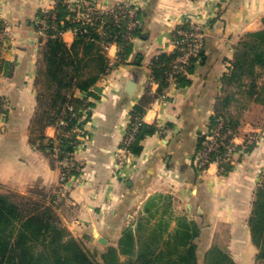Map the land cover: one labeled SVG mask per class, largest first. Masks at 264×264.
<instances>
[{
	"label": "crops",
	"instance_id": "1",
	"mask_svg": "<svg viewBox=\"0 0 264 264\" xmlns=\"http://www.w3.org/2000/svg\"><path fill=\"white\" fill-rule=\"evenodd\" d=\"M55 1L0 0V19L7 29L0 38V96L6 101L2 116H7L0 127V182L19 191L35 184L57 185L62 174L59 162L29 136L43 47L36 21L40 11ZM97 1L101 7L136 8L142 34L131 40L132 50L123 59H119L122 47L113 42L107 49L108 73L94 85L92 95L77 92L93 105L89 119L83 121L86 139L74 151L78 160H85L84 171L70 176L61 188L66 196L62 201L74 211L72 218L63 217L68 227L78 230L77 237L82 233L106 239L102 245L116 246L120 260L146 246L150 254L167 256L166 264H179V254L194 243L197 264H211L208 253L222 247L237 264H263L257 259L259 248L249 220L263 175L264 131L247 125L235 134L239 148L251 133L260 140L256 138L254 148L228 174L219 171L217 162L204 173L193 165L199 134L218 110L242 38L264 29V0ZM198 24L204 28L202 55L188 75L191 83L180 86L171 79L160 93L152 74L153 58L176 49L177 29ZM75 36L67 29L61 37L71 45ZM140 103L146 109L142 120L157 131L135 154L125 151L122 142L132 110ZM56 134L57 127L50 125L47 135ZM121 149L124 162L118 164ZM127 231L133 237L130 246L123 242Z\"/></svg>",
	"mask_w": 264,
	"mask_h": 264
},
{
	"label": "trees",
	"instance_id": "2",
	"mask_svg": "<svg viewBox=\"0 0 264 264\" xmlns=\"http://www.w3.org/2000/svg\"><path fill=\"white\" fill-rule=\"evenodd\" d=\"M57 11L60 20L67 19L69 14H73L64 4H59ZM137 12L140 17L138 10ZM70 24L67 22L65 28ZM80 29L81 32L76 33L71 45H68L61 36L46 40L42 47V60L36 78L38 104L32 122V130L36 133L31 141L50 155L56 153V142L59 141L57 159L61 162L69 161L76 146L81 142L75 130L78 125L84 124L81 120L84 111H87L86 119H89L88 109L93 105L77 92H90L92 95L94 85L111 68L103 43L111 41L112 38H103L98 30L89 25H83ZM107 31L112 36L119 33L117 43L122 47L119 57L123 59L129 55L133 42L121 36L124 25L117 27L110 22ZM135 34L141 36L140 25ZM176 36L181 38L178 32ZM181 53L177 47L171 53L162 52L153 58L151 69L153 77L159 83L160 93L168 86V73L173 70V62ZM201 55L199 50L196 56H191L190 62L183 70L175 72L178 85L186 86L191 83L188 75L195 70L196 61ZM257 63L264 64V29L247 33L240 42L232 61L231 78L242 80L245 74L252 75ZM229 99L228 94L224 102ZM145 111L141 103L136 104L132 110L128 134L136 125L137 128L128 149L135 154L142 152V141L157 131L155 125L142 120ZM233 124L235 126L237 123ZM50 125L58 129L56 138H50L46 134V128ZM202 138L199 135L198 146L202 145ZM218 153L225 157L226 151L221 148ZM220 166L223 167L224 163ZM70 167L68 173L65 171L66 179L80 173L76 167ZM230 168L231 165L226 164V169L222 173L227 174ZM249 223L252 239L259 248L257 259L264 264V180L256 188ZM194 230L197 231L196 228ZM70 234L60 223L55 200L47 203L44 199L26 197L15 191H0V264H98L83 243ZM131 237L132 233L127 231L123 242L128 243ZM184 237L182 241L186 244L188 241L187 239L185 241ZM127 245L130 246L129 243ZM195 250L196 244H190L185 252L179 254V264H197ZM225 253L213 248L208 253V259L211 260V264H237L230 254ZM145 254L141 252L139 256ZM102 258L105 261L103 264H120L118 252L112 247L102 255ZM145 260L143 264H166L161 254L149 257L147 255Z\"/></svg>",
	"mask_w": 264,
	"mask_h": 264
},
{
	"label": "rangeland",
	"instance_id": "3",
	"mask_svg": "<svg viewBox=\"0 0 264 264\" xmlns=\"http://www.w3.org/2000/svg\"><path fill=\"white\" fill-rule=\"evenodd\" d=\"M120 5H122V4H120ZM120 5H113V6L117 7ZM97 7L98 8H105V9L109 8V7H101V5L98 3H97ZM40 15L41 14H39V16ZM198 25H200V24H198ZM194 27H192V28H194ZM181 28H183V27H180L179 29H181ZM37 29H38V26H37V21H36V30ZM179 29H177L176 32L179 33ZM189 29H191V28H189ZM39 37H40L39 38L40 43L43 46L45 44L47 38L44 37L42 34H40ZM244 38H245V36L242 38V40ZM178 39H180V38L179 37L177 38V36H176V42H178ZM200 42H201L200 40L196 41V43L199 45V47H200ZM103 45L105 46V48L107 50L111 44L106 42V43H103ZM120 47L121 46L119 45V48ZM177 47H178V45L176 46V48ZM199 50H200V48H199ZM197 54H198V52L194 56H196ZM119 59H121V58H119ZM232 69H233V67L231 65L229 73L226 76V81L224 83L223 89L225 91H223V94L221 96L222 100L219 103L218 110L216 111L215 115L211 118L208 126H211V127L214 126L216 124L217 118H223L225 120L226 124L232 129V132L234 134L242 132L244 127L247 125H248V127L256 126V127L261 129L260 132H263L264 131V64H258L257 63L254 66L253 72L251 73L252 75L245 74L242 80L241 79L238 80V78H234V79L231 78ZM228 94L230 96V99H229V101L224 102L225 97ZM2 102H3V104H6V101L4 99ZM3 104L0 105V127L4 126L7 123V116H2V113H4V110H3L4 105ZM84 115H85L84 119L83 118L81 119L82 121L86 120V118L88 117L87 111H85ZM32 122H33V120H32ZM32 122H31V125L29 126L30 140L32 138H34L33 136H35V133H36V131L34 132L32 130ZM233 122H236L237 124L234 126ZM247 123H249V124H247ZM49 128H50V126H48L46 128V134H47V131ZM205 130H206V128L202 129V131L200 132L199 135L203 137L202 134ZM132 132H133V129H132L131 133L126 134V136L122 142L124 146L125 145L128 146L130 139H132L130 137ZM75 133H77V136H78V138H80L81 141H84L86 139V136H87L86 130L82 125L77 126ZM255 134H257V133H254L253 135L251 133L252 136L247 135V137L248 136L249 137L246 139L245 143L243 144L244 145L243 147L239 148L238 147L239 145L236 143L234 150L232 152H226L225 157H222L220 155L221 157L219 158V160L214 161V162H217L219 164V171L221 173L223 170L226 169V164L229 163L231 165V168H230V170H231L235 164H238L239 160L242 159L244 157V155L248 154L252 150V148H254V146L256 145V142H257L256 138H258V137H256ZM55 136L57 137V134ZM128 138H129V140H128ZM202 139H204V137ZM258 140H260V138H258ZM235 141H236V139H235ZM198 143H199V141H198ZM201 144H203V140H202ZM56 145H57L55 147L56 153L51 154V155L59 162L61 169H62V174L60 177L59 184H57V185L53 184L51 186H50V184H48V185L38 184L39 186L37 184H35L34 186H28V188L25 190L23 189L22 191H19L15 187L12 188L11 186L5 185V184L0 182V191H2V192L15 191V192H18V193L26 196V197H33L35 199H44V201L47 203H50V200H53V201L55 200V207H56V211L60 217V223L69 230V233H71L70 234L71 236L77 238L78 240H80L83 243V245L86 247V249L93 256L96 263H98V264L102 263L103 264L105 261L103 260L102 255L110 247L114 248L115 250H117V247L113 246V245L104 247L102 245L101 240L94 239V238L90 237V235H89V237H85L81 233V236L77 237V235L79 234L78 230L70 229L68 227L69 223L66 222L63 218L64 216L72 218L73 213H74L72 206H70L68 203H67V205L64 204L63 201L66 200V196H64L62 194L63 191L61 189V188H64V183L67 180V179L65 180L63 178V174L65 171L68 173L69 170H71V167H70V163H68L66 160L61 162L57 159V155L59 154V149H60L59 141L56 142ZM200 148H202V145L197 147L196 152ZM125 151H123V149H121L122 153ZM44 153L48 157H50V154H48L46 152H44ZM71 157H72L73 161L76 164H78V167H76V168L82 173L84 171V168L86 165L85 160L84 159L78 160V158H76V156H75V153H72ZM71 157H70V159H71ZM123 158H124V153L122 155V158H120L118 160V164H122L124 162ZM223 163H224V166L221 167L220 164H223ZM193 166H194V170L196 169L195 171L204 173L209 165L204 169L196 167L195 163ZM261 174H263V175L261 176L260 183L264 180V168L261 171ZM53 197H56V198L53 199ZM62 199H63V201H62ZM253 199L255 200V194H254ZM253 203H254V201H253ZM226 233H227V229H226V227H223L222 234L225 236ZM84 234L88 235V233H84ZM224 242H225V240L222 241V244ZM224 247H226V246L224 245ZM222 248H219V250L225 253L224 249H222ZM134 252L132 251V253L129 254L128 256H127V254H124L126 256V258L121 259V260H120V255L118 253L120 264H123V263L124 264H129V263H131V264H143L144 261H146L148 259L147 258L145 260L147 255L149 257L152 255L155 256V255L159 254V253L155 252L153 254H147L146 253L147 254L146 255L145 254V252H147L146 246L142 247L141 250L139 251V253L142 252L145 254V255L141 256L142 258L139 256V253L135 252V254H134ZM226 253H227V251H226ZM165 257H167V256H165ZM165 257H164V259H165Z\"/></svg>",
	"mask_w": 264,
	"mask_h": 264
},
{
	"label": "built area",
	"instance_id": "4",
	"mask_svg": "<svg viewBox=\"0 0 264 264\" xmlns=\"http://www.w3.org/2000/svg\"><path fill=\"white\" fill-rule=\"evenodd\" d=\"M97 3V0H56L52 7L44 9L42 14L38 17L37 30L48 39L62 36L67 29H72L76 34L79 31L81 32L80 28L83 25H89L98 30L103 38L111 37V41L107 43L112 44L113 42L117 43L119 36V33L113 36L108 33L107 26L112 22L117 27L124 25V31L121 33L122 37L129 40H134L136 38L137 35L135 34V30L141 22L136 8L123 4L105 9L98 8ZM59 4L66 5L73 14H69L67 19L63 18L60 20L57 11ZM67 22L71 24L68 28H65ZM6 31L7 29L3 26L2 20L0 19V38H3L2 35L5 34ZM203 31L204 28L201 25H196L191 29H179L181 38L176 42V46L178 45L182 53L173 62V70L168 73L169 81L175 79V72L183 70L185 65L189 63L191 56H194L199 51L200 47L196 41L201 39ZM2 101L3 98L0 97V105L3 104ZM136 128L137 125L133 128V132L130 136L132 139H130L128 146L133 140ZM202 135L204 137L202 148H200L194 156L195 166L201 169L219 160L221 156L218 152L221 148H224L226 152H232L236 145V136L223 118H217L216 124L212 127L208 126ZM128 146H124L125 150H128ZM67 162L70 163V166L78 167V164L73 161L72 157ZM63 178L66 180V172H64Z\"/></svg>",
	"mask_w": 264,
	"mask_h": 264
},
{
	"label": "water",
	"instance_id": "5",
	"mask_svg": "<svg viewBox=\"0 0 264 264\" xmlns=\"http://www.w3.org/2000/svg\"><path fill=\"white\" fill-rule=\"evenodd\" d=\"M102 242H106L107 240L106 239H104V238H101L100 239Z\"/></svg>",
	"mask_w": 264,
	"mask_h": 264
}]
</instances>
